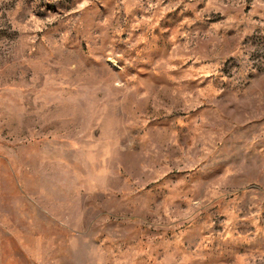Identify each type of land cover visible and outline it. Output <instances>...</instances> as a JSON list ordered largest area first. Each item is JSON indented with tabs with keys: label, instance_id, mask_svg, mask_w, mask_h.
Returning <instances> with one entry per match:
<instances>
[{
	"label": "rangeland",
	"instance_id": "374dc122",
	"mask_svg": "<svg viewBox=\"0 0 264 264\" xmlns=\"http://www.w3.org/2000/svg\"><path fill=\"white\" fill-rule=\"evenodd\" d=\"M0 264H264V0H0Z\"/></svg>",
	"mask_w": 264,
	"mask_h": 264
}]
</instances>
